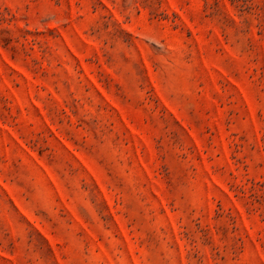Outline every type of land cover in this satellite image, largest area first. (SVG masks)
Segmentation results:
<instances>
[{
    "label": "rangeland",
    "instance_id": "1",
    "mask_svg": "<svg viewBox=\"0 0 264 264\" xmlns=\"http://www.w3.org/2000/svg\"><path fill=\"white\" fill-rule=\"evenodd\" d=\"M0 264H264V0H0Z\"/></svg>",
    "mask_w": 264,
    "mask_h": 264
}]
</instances>
